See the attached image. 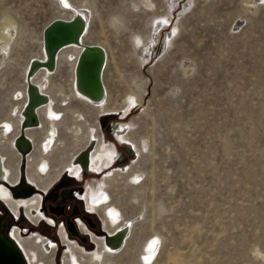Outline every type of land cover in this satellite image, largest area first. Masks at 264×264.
<instances>
[{
    "label": "rangeland",
    "instance_id": "rangeland-1",
    "mask_svg": "<svg viewBox=\"0 0 264 264\" xmlns=\"http://www.w3.org/2000/svg\"><path fill=\"white\" fill-rule=\"evenodd\" d=\"M78 8L87 16L80 45L97 47L104 57L101 109L74 96L71 49L54 53L42 79L43 30ZM7 20L14 22L0 40V123L12 124L9 138L29 137L39 149L47 120L39 110L27 126L25 107L39 109L50 98L61 123L48 189L25 180L26 154L38 148L12 150L20 168L19 183L10 188L15 199L32 189L50 216V208L82 209L71 194L104 188L128 226L127 242L109 264H139L152 240L156 264H264L256 255L264 254V0H0V24ZM41 82L39 97L32 89ZM114 123L136 149L114 135ZM88 133L120 160L99 174H65L63 163L84 152ZM6 147L0 142L1 151ZM23 212L3 216L2 232L9 237L17 227L23 238L41 235L53 242V253L38 251L37 260L64 264L68 249L56 236L63 218L37 230L43 220L34 225ZM89 216L99 234L73 219L110 246L103 216ZM83 249L94 252L96 245Z\"/></svg>",
    "mask_w": 264,
    "mask_h": 264
},
{
    "label": "bare ground",
    "instance_id": "bare-ground-1",
    "mask_svg": "<svg viewBox=\"0 0 264 264\" xmlns=\"http://www.w3.org/2000/svg\"><path fill=\"white\" fill-rule=\"evenodd\" d=\"M57 1V0H56ZM147 1V0H145ZM245 5L250 4L249 2H245ZM13 20H7L0 24V40H4L7 37L4 30L10 27L13 23ZM14 22V21H13ZM60 22H74L77 24L78 30L76 34V38L73 41H67L57 47L55 50L49 46V49H44V54L39 61H42V79L47 80L48 75L52 69L51 59L55 57L54 53H56L60 49H71L74 54H76V62L73 65L74 71V81H73V94L79 101H83L88 103L94 107L102 108L103 105V95L104 93L100 92L97 94L93 91L95 77L92 74V63L88 64L86 62L81 63L80 71H79V80L81 88L78 86L77 82V73L76 67L77 62L81 56L85 58L90 53L97 54L99 53V48L80 45V39L78 36L81 35L86 27L87 16L85 14V10L83 8L76 9L75 13L72 17L68 20L60 21ZM58 33L62 32L66 34V30H59ZM6 41H3V44ZM3 49V48H1ZM0 49V51H1ZM50 50V51H49ZM101 54V53H100ZM102 55V54H101ZM72 56H69L71 58ZM104 61V57L102 55V62L99 66V84L102 89V84L100 82V74L102 69V64ZM45 84V82H41L39 85H35L32 89L34 93L37 95L43 94L40 89ZM31 92V91H30ZM32 93V92H31ZM40 97V96H39ZM39 110L47 120L48 127L45 129V136L43 140L40 142L41 147L36 145L34 147V143L30 140L29 137H26L25 143L21 138L18 136H14L13 138H9V134L11 132L12 124L8 121L4 123H0V142H3L7 145L4 151L0 150V202L6 208L7 213L9 214L10 211L15 215H19L20 210H24L26 217L33 221V224L38 223V221L43 220L47 221L49 225H53V221L44 216L41 211V199L40 195L35 194L34 190L27 189L25 197L14 198L12 196L11 187L18 185L20 180L19 174V164L12 163V154L15 153L12 151L14 148L18 149V152L26 150V147H32V150L35 151V148H38V151L34 154L27 153V165L29 166V173L26 177V182L31 188H40L42 187L44 190L48 189L52 184V180L54 179L55 175H51L50 167H49V158L53 152H55V143H56V134L58 132V127L61 126L58 119L60 114H58L52 105V101L50 98H46L43 102V106L39 109L33 107H25V111L22 114L21 121L27 122H35V116L39 114ZM31 112V113H30ZM76 114V113H74ZM39 124L41 126V120H37L34 124ZM32 123H27V126L31 125ZM116 127H112V131L115 136L119 137L122 141H125L126 145H130L133 149L135 145L129 139V135H125V128L120 126L119 124L114 123ZM43 128V127H42ZM71 133L77 135L80 132L79 127H74L70 129ZM89 140L85 143L81 149H84L83 153L78 154V152H74L71 156V159L68 160L67 163H63L64 173L76 178L82 173H102L104 169H106L109 165L114 164L118 160H120V156L116 155L115 151L112 147L104 145V142L97 141L91 133H88ZM93 138V140H91ZM7 150V152H5ZM138 152V150H137ZM19 156V154L17 153ZM31 164L33 165L32 167ZM123 170V169H122ZM125 170V169H124ZM127 170V169H126ZM63 173V172H62ZM45 177V178H44ZM104 179L106 181H110V175H104ZM135 179V178H134ZM133 179V180H134ZM39 181H43L39 183ZM138 182V181H137ZM136 182V183H137ZM135 183V184H136ZM44 186V187H43ZM32 191V192H31ZM31 192V193H30ZM76 197L79 200H83L85 203L86 209L89 213H99L103 216L102 220L104 219V230L106 233L109 234L113 238L112 244L106 243L107 238H95L93 237L92 240L96 245V249L94 252L86 253V251L79 247L76 243L71 244L70 239L64 233L63 228H60L59 236L62 243L67 247V255L64 259V264H109L111 259L117 258L120 255H117L120 251L122 246L125 242H127V230L128 226L122 221H120L121 214L118 208L110 204L108 199H110L108 192L101 187H98L96 190L93 189V186H90L89 189L84 192V194H77ZM4 203V204H3ZM6 205V206H5ZM23 212V213H24ZM101 216V217H102ZM34 224V225H35ZM81 230L84 232L86 228L83 224L79 223ZM3 228V225H2ZM59 228V227H58ZM16 230L20 233L19 228L13 227L10 229V236L6 233H3L9 243L14 246L22 255L25 264H43L40 260H37L36 254L39 251L41 256L44 253H53L52 248V241H43L40 236H35L31 234L28 239L23 238L20 236L19 233H16ZM13 231V234H11ZM2 232V231H1ZM34 233V232H33ZM78 236V233L75 235ZM70 238V237H69ZM46 240V239H45ZM85 241V239H84ZM56 242V241H55ZM157 244L154 240L146 243V248H144L142 253V259L139 260V264H156L157 255L154 253L157 250ZM81 249L84 256L78 250ZM86 254V255H85ZM256 255L260 257V259L264 263V254L257 251ZM148 259H145V258Z\"/></svg>",
    "mask_w": 264,
    "mask_h": 264
},
{
    "label": "water",
    "instance_id": "water-1",
    "mask_svg": "<svg viewBox=\"0 0 264 264\" xmlns=\"http://www.w3.org/2000/svg\"><path fill=\"white\" fill-rule=\"evenodd\" d=\"M59 30H66V34H63L62 32L58 33ZM77 24L74 22H60L55 21L50 23L42 32V39L44 47L49 49V46L51 45V48L55 50L57 47H59L61 44L67 42V41H73L76 38L77 34ZM50 51V50H49ZM92 63V68L90 67V70H92V74H94L95 82H94V88L93 91L95 93H99L101 91V87L99 84V66L102 62V55L100 53L94 54L93 52L90 53L88 56H81L77 62L76 67V73H77V82L78 86L81 88L80 80H79V71L81 67V63ZM2 213L3 215L0 216V264H25V261L20 254V252L9 243L5 235L2 231V220L4 219L3 216H7V210L4 206H2ZM58 208V207H57ZM62 209L59 207V210ZM49 212L54 215H59L62 213V211H57L55 209H49ZM78 211L73 210L71 213L72 215L77 214ZM86 215V214H85ZM85 218V216H83ZM89 221V220H87ZM65 230L68 232V234L75 236L78 232L77 225L70 219H66L65 221ZM89 239V238H88ZM81 241L84 242V238L81 239Z\"/></svg>",
    "mask_w": 264,
    "mask_h": 264
},
{
    "label": "flooded vegetation",
    "instance_id": "flooded-vegetation-1",
    "mask_svg": "<svg viewBox=\"0 0 264 264\" xmlns=\"http://www.w3.org/2000/svg\"><path fill=\"white\" fill-rule=\"evenodd\" d=\"M77 194H83V193H77ZM71 196H72V199L73 200H77L78 202H80L81 204H82V209H81V207H80V205L79 204H76V206H74L73 204H71V206L69 207V206H67L68 207V211L67 212H65V209H64V206H62L61 208V210H59L58 208L56 209L57 211H62V213L60 214V215H54V214H51V213H49L50 214V216H47V214H45L46 212H45V209H44V204H41V211H42V213L44 214V216L45 217H47V218H49V219H51L52 221H53V225H50V226H55L56 225V223H55V218H59L60 216H61V218H63V222H64V226H63V224L62 223H60V224H58L57 225V228L59 227V229L62 227L63 228V230H64V233H65V235L67 236V238L68 239H70V238H73L74 239V241L79 245V246H81L82 248H89V247H91V246H93V245H95L94 244V242L92 243V241L93 240H91V238H93V237H97V238H100L99 236H97V235H95V234H93L92 232L90 233L89 232V230H92V231H94V233H97V234H99V231H100V227H99V229H98V226L95 224V221L92 219V217L91 216H89V215H92L93 213H89V211L86 209V207H85V203H84V201L83 200H79L77 197H76V193H74V194H71ZM42 200H43V198H42ZM42 203H43V201H42ZM4 204V203H3ZM6 206V205H5ZM6 208H7V206H6ZM42 208H43V210H42ZM50 209H53V208H50ZM73 210H75V211H78V213L77 214H75V216L77 217V216H79L78 218H80L81 220H83V222L85 223V225H86V227L89 229H87L86 227V231H82L81 230V228H80V226H79V223H81V224H83L81 221H80V219H73V217H74V215H72L71 216V213H72V211ZM83 211V212H82ZM45 212V213H44ZM84 213V214H83ZM10 214H11V211H10ZM86 214V215H85ZM83 216H85V218H83ZM15 217H18V216H15ZM26 219H28L27 217H26ZM66 219H70V220H72L76 225H77V227H78V236H72V235H68L67 233H66V231H65V229H64V227H65V221H66ZM87 220H89V221H87ZM45 222H47V221H43V225L41 224L39 227H38V225L36 226V227H38L37 228V230H41L42 229V227H45L44 226V224H45ZM6 221L4 220V222L2 223V225H3V228H2V230L4 229V228H6L7 227V225H6ZM20 223L22 224L23 222H21L20 221ZM48 223V222H47ZM84 225V224H83ZM84 225V226H85ZM103 232H104V230H103ZM11 234H13V231H12V233ZM20 234V233H19ZM56 236L58 237V239L60 240L61 238H60V236L58 235V234H56ZM104 236H106V234L104 235ZM56 237V238H57ZM70 237V238H69ZM103 237V236H102ZM82 238H84L85 239V241L83 242V241H81V239ZM89 238V239H88ZM61 242H62V240H61ZM73 242V241H72ZM74 242V243H75Z\"/></svg>",
    "mask_w": 264,
    "mask_h": 264
},
{
    "label": "trees",
    "instance_id": "trees-1",
    "mask_svg": "<svg viewBox=\"0 0 264 264\" xmlns=\"http://www.w3.org/2000/svg\"><path fill=\"white\" fill-rule=\"evenodd\" d=\"M55 221H56V220H55ZM42 225H43V224H42ZM44 226H46V225L44 224ZM30 228H31V227H30ZM45 229L48 230L49 228L46 226Z\"/></svg>",
    "mask_w": 264,
    "mask_h": 264
},
{
    "label": "snow or ice",
    "instance_id": "snow-or-ice-1",
    "mask_svg": "<svg viewBox=\"0 0 264 264\" xmlns=\"http://www.w3.org/2000/svg\"><path fill=\"white\" fill-rule=\"evenodd\" d=\"M65 6L67 7L68 5H67V4H65ZM145 259H148V258L146 257Z\"/></svg>",
    "mask_w": 264,
    "mask_h": 264
}]
</instances>
